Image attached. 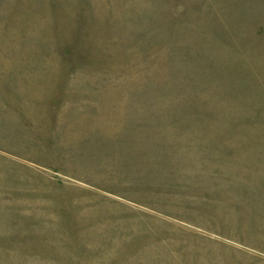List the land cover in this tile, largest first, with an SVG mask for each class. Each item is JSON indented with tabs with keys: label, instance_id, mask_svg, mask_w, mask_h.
Listing matches in <instances>:
<instances>
[{
	"label": "rangeland",
	"instance_id": "obj_1",
	"mask_svg": "<svg viewBox=\"0 0 264 264\" xmlns=\"http://www.w3.org/2000/svg\"><path fill=\"white\" fill-rule=\"evenodd\" d=\"M0 264H264V0H0Z\"/></svg>",
	"mask_w": 264,
	"mask_h": 264
}]
</instances>
